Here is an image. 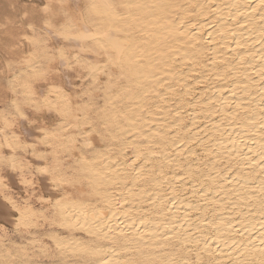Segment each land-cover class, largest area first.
<instances>
[{
	"label": "bare ground",
	"instance_id": "6f19581e",
	"mask_svg": "<svg viewBox=\"0 0 264 264\" xmlns=\"http://www.w3.org/2000/svg\"><path fill=\"white\" fill-rule=\"evenodd\" d=\"M70 1L92 38L82 62L92 61L93 82L106 76L94 113L104 144L94 136L80 143L90 154L80 152L89 182L80 192L89 197H55L56 252L79 256L74 264H264L261 0ZM76 43L56 46L74 57ZM77 68L49 84L76 126ZM88 113L82 124L91 123ZM22 127L23 143L40 145L39 130ZM54 133L50 140L61 141ZM1 216L13 220L10 208Z\"/></svg>",
	"mask_w": 264,
	"mask_h": 264
},
{
	"label": "rangeland",
	"instance_id": "374dc122",
	"mask_svg": "<svg viewBox=\"0 0 264 264\" xmlns=\"http://www.w3.org/2000/svg\"><path fill=\"white\" fill-rule=\"evenodd\" d=\"M64 3L71 5V11L74 14L75 10L71 1L64 0ZM45 4H51L54 9H57L59 8L60 0H0V193L6 190L5 185L9 183V177H11V183L15 185L12 189L13 197L18 199L21 204L29 202V204H26L30 205V208L33 209L32 211H34L33 213H35V215L31 214L30 216V224L25 221L27 226L22 227L19 231L16 229L19 221L18 212L11 210V216L14 220L12 222L3 216L0 217L1 264H7V262L10 264L14 258L23 255L22 252H19L14 247L21 243L28 245L29 251L33 247L29 243L30 241L36 240L51 243L46 238L52 233L51 230H58L59 228L57 223H53L55 197L62 198L65 194L78 195L79 200L89 197V194L85 193L89 189V182L84 176H81V173L83 174V170H81L83 158L80 152L83 153L84 151L85 155L88 156L90 154L84 148L82 149L83 146L80 143L83 144L89 136H94L100 139L101 144H104L99 132L102 126L97 125L100 120L94 117V113L103 102L102 93L106 85L105 75H103V78L101 76L98 81L93 82V79L89 78L90 74L88 72L83 68H77L74 79V88L76 87L77 96L75 95V101L71 98L73 113L78 116L76 118L77 126L69 122V116L65 111L63 113L62 100L59 101L56 93L50 92L49 84L60 85L59 81L64 74H70L72 70L65 65L59 67V51H57L56 44L54 45L52 42L47 41L45 34L40 31L43 27L44 19L50 15L43 11ZM79 8V13L84 14V3L80 2ZM6 19L8 22H6ZM33 24L36 26L35 34L30 27ZM34 35L39 37V39H33ZM69 53L72 52L65 50V55H69ZM70 55L73 56L72 54ZM72 64L75 65L74 61H72ZM91 82L92 84L96 83V85L94 84L96 87L93 85V88ZM40 87L46 90L43 92L46 93V101L41 99ZM69 92L71 91L69 90ZM91 97L93 102L90 101ZM47 102L48 105H46ZM88 103L91 107H89ZM46 106H49V109ZM38 107L40 111H37ZM87 113L94 119H91V123H88L89 125L81 123L83 122L81 121L83 120L82 118L88 117ZM24 116L31 117V121L34 122H23ZM21 124L24 127L26 126L27 129L39 130L38 139L40 145L44 146V150L39 151L40 145L38 143L31 145L28 142L23 143L27 140H25L26 136L22 132L23 127ZM43 130H45V133ZM53 130H55V133ZM50 131L51 136L46 135V132L50 133ZM52 131L55 135L61 134L59 135L62 138L61 141L50 140V137H54ZM67 131L71 132V136L66 135ZM16 134L17 136L13 137ZM71 140L81 149L71 146ZM55 158L59 162H56ZM37 162L45 166L48 173H42L43 175L39 173L38 170L40 168L38 164H35ZM13 165L15 166L14 169ZM72 168H75V170ZM21 176H26L32 183L27 185L21 183ZM34 177L35 179H33ZM42 180L52 181L51 183L48 181V183L52 184L51 188L54 187L50 189L53 193L43 188ZM80 189L85 190V192H80ZM36 209L38 211L35 212ZM44 216L47 218H44ZM3 228L9 230L7 238ZM35 247L39 248L40 244H36ZM53 248L52 258L59 260L61 264H69L70 261L73 263L79 257L73 253L63 257L56 252L54 245ZM1 249H4V251H1ZM6 253H10V256L7 255L9 258L5 256Z\"/></svg>",
	"mask_w": 264,
	"mask_h": 264
},
{
	"label": "snow or ice",
	"instance_id": "6c2138e0",
	"mask_svg": "<svg viewBox=\"0 0 264 264\" xmlns=\"http://www.w3.org/2000/svg\"><path fill=\"white\" fill-rule=\"evenodd\" d=\"M261 6L264 7V0H261ZM43 11L45 13L50 14L43 21V27L40 29L42 33L45 34L47 41L55 44H60L61 41L67 42V45H71L74 41L76 43V47L79 49V52L76 56L65 55L66 46L61 45L57 51L60 53V61L62 64L66 65L70 69H74L76 67L83 68L86 72L90 74L89 78L95 79L94 68L92 67V61L86 60L83 61L80 53H88L93 51L92 47V38L90 33L86 28L78 27V21L75 20V17L71 11V5H66L64 0H60L59 8L54 9L51 4H45ZM33 33L36 32V26L30 25ZM33 39H39V37L33 36ZM72 61H75V65L72 64ZM34 95V94H33ZM47 100V97H44ZM37 111H40L39 107ZM23 119L25 121H31V117L24 116ZM34 122V121H31ZM15 166L13 165V169ZM41 173H46V169H39ZM35 179V177L33 178ZM12 178L9 177V183L5 185L6 190L3 193H0V212H7L10 208L13 212H20V220L16 225L17 231H19L22 227L27 226L25 223V216L23 211H21V205L18 199L14 198L12 195V189L15 187L14 184L11 183ZM20 182L27 185L32 183V181L28 180L26 176H21ZM26 203V202H25ZM5 237L8 236V229H4ZM47 241L51 243H45L43 241H30L29 243L33 245L32 249L29 251V247L26 244L17 245V249L19 252H22V256H18V258H14L12 264H61L59 260L53 259V252L55 249H59L62 247V241L52 235H49L46 238ZM40 244V247H35L36 244ZM69 264H72L70 261ZM101 264H107V261H102Z\"/></svg>",
	"mask_w": 264,
	"mask_h": 264
}]
</instances>
